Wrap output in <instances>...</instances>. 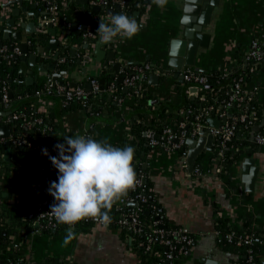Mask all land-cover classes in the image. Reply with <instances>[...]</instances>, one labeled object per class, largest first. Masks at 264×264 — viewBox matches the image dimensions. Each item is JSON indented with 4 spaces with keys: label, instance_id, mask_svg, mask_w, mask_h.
<instances>
[{
    "label": "crops",
    "instance_id": "1",
    "mask_svg": "<svg viewBox=\"0 0 264 264\" xmlns=\"http://www.w3.org/2000/svg\"><path fill=\"white\" fill-rule=\"evenodd\" d=\"M9 1L0 0V18L10 17L12 9L29 8L34 3L36 5L35 10L29 8L28 13H20L12 30L20 33V43L27 44L28 55H36L38 48H44L43 54L37 55V58H42V63L37 62L35 67L28 68V71H32L33 82L44 81L47 77L52 78L53 75H58L61 78L57 80L58 84L69 81L70 87L72 84L86 86L91 80H95L101 70L107 66L111 71L116 72L113 70L115 62L120 64L118 72L125 68H129L133 72L141 64L150 62L163 70V73L169 74L162 83L151 85L157 99H164L171 106L170 113L175 114V110L180 108L183 95L189 99L192 97L186 93L183 95L179 93V89L180 87L182 89L184 83H180L174 78L175 70L167 65L166 43L172 38V31L177 26L179 0H168V4L163 9L157 7L151 0H149V5L143 1V13L136 12L138 16L134 14L137 22L142 24L139 34L130 40L117 37L110 44L104 45L101 50L106 54L114 52L115 56L113 60H108L104 56L100 61H96L93 54L94 47L90 45L88 50L83 48L85 53L80 56L77 44L71 43L69 29L59 30L58 23L51 25V28L48 27L50 24L44 26L47 15L42 16L41 14L47 12L43 7L45 0H23L22 5L15 4L9 8H3L2 5ZM92 2L94 1L80 5L75 0L74 15L79 13L80 18H85L88 21L91 18H97L98 15L100 18L103 8ZM82 7L83 11H81ZM94 7L98 8L95 13L93 12ZM68 11L66 3L65 6L60 7L61 23L67 17ZM36 14L37 17H35ZM112 14H114L113 10ZM211 22V25L206 29L211 36L209 47L203 52L200 51L199 55L197 54L198 58L192 68L204 75H211L216 71L226 72L230 75L233 71L245 69L249 65L244 61V58L248 53L250 41L255 39L264 41V0H219V7L212 16ZM28 23L35 24L33 34L27 33L26 29L21 27V24ZM0 26L5 28L4 23L0 22ZM49 29H52V32ZM54 30L59 33L55 35ZM39 34H44L40 37L44 40L36 42L35 50L29 51V39ZM50 39H57L59 42L55 51L48 47ZM63 45L71 47L69 57L74 62L67 63L66 67L60 70L58 66L64 63V59L59 55V49ZM14 46H18V43L11 39L3 42V47ZM71 50L76 51L75 56L71 55ZM55 53H58V60L54 70L47 71L53 63ZM77 61H80V64H77ZM18 62L17 80L24 82L27 75L20 73V61ZM39 67L45 69L46 72H40ZM156 76L160 78V75ZM249 76V83H254L259 88V92L253 95L263 99L264 70H258ZM177 83L180 85L179 87ZM123 87V95L120 98L115 96L113 104H122L123 96L126 93L124 89H127L125 86ZM34 106L38 112L58 114L62 103L58 98H37ZM181 111L179 110V113ZM215 117L216 115L212 119L216 120ZM91 119L93 123L90 122ZM230 120L229 118L226 122ZM91 125L93 126L91 131L93 139L99 141L106 138L116 147L119 138L122 135L125 136L128 124L117 123L110 116L106 119L103 116L88 118L82 110L64 113L53 121V131L49 134L47 143L48 145L63 144L65 137H75L77 133L85 135V131ZM10 132L9 128V134ZM216 145L217 141H214L211 148ZM207 153L210 152L203 150L199 158H203ZM13 155L15 154L10 150L11 159H13ZM246 158L253 159L255 166L258 167L254 190L251 193L245 191V185L241 181V165ZM212 168L210 175L197 178L188 173L187 165L186 168L180 165L174 151L155 150L149 154L148 166L144 170L148 183L153 188L154 200L160 206L163 223L168 227L187 230L194 239L186 264H240L241 256L238 251H228L226 248L216 245L214 231L219 226H224L238 231L243 229L256 231L264 236V150L256 147L253 153L243 156L234 169L236 179L226 182L219 176L220 172L215 170L216 167ZM217 212L221 213L220 219L217 217ZM72 228L76 238L66 247L62 246V242L68 229L55 236L39 234L30 237L26 233L23 239L17 241V246L19 245V249L26 259L32 260L50 257L64 262L68 261L71 264H141L127 238H123L121 230L98 224Z\"/></svg>",
    "mask_w": 264,
    "mask_h": 264
},
{
    "label": "trees",
    "instance_id": "2",
    "mask_svg": "<svg viewBox=\"0 0 264 264\" xmlns=\"http://www.w3.org/2000/svg\"><path fill=\"white\" fill-rule=\"evenodd\" d=\"M55 2L61 7L58 1ZM66 5L69 11L63 23L60 21L58 22L59 25H57V27L60 28L59 30H66L64 24H70L71 27V24L75 21L73 12L74 9H76L75 0H67ZM143 8V0H126V6L124 9L114 8L113 13H125L131 17L134 16L136 12L143 13ZM101 14H107V10H102ZM98 16L97 18H91L89 21L85 20V18H80L77 20V23L78 25L91 24L93 28L98 29L100 22ZM49 31L52 32V29H49ZM69 31L71 43L75 42L77 44L79 54L82 56L85 53L83 50L85 41L83 40L82 35H76L75 31L71 28H69ZM54 33L57 35L59 31L54 30ZM41 36H44V34L32 36L29 39V51L35 50L36 42H40L39 39ZM70 49L71 47L66 45L61 46L59 49V55L64 59V63L58 66L60 70L64 69L67 63L72 64L74 62L69 57ZM18 65L19 62L17 60H7L0 54V97L3 89H6L9 94V106L7 109L4 108V104L0 99V112L8 114L15 110V112L23 113L26 120L30 122L31 127L26 130L22 119L10 122L9 128L12 135L15 137H25L30 143L39 145L40 149H47L48 136L53 131V121L61 114L81 111L83 109L79 102L71 101L66 106L62 105L58 114L55 112L49 114L35 113L33 107L36 101V95L45 92L47 86L44 81H34L32 85L27 86L23 81L17 80L16 72ZM154 68L155 66H153L152 70ZM261 69L264 70V61L250 63L245 69L233 71V73L227 77H224L221 72L216 71L211 75H206V85L195 91L184 84L182 89L180 87L179 93H182L183 95V93L190 92L194 99L190 100L187 96L183 95L181 106L175 110V114L170 113L169 109L171 106L164 99L159 100L155 96L152 85L148 80L149 72L141 75L139 80L133 86L127 88V91L123 96L124 100L122 104H113L112 97L116 96L120 98L123 95V83L122 81L118 82V79H124L126 76L131 75L132 71L129 70V68H125L121 72H113L108 66L105 69H102L99 76L95 79L102 89L101 93L94 94L92 90H86L83 84L77 86L83 87L87 93H89L86 107L87 117L92 118L95 116L96 112H99V114L105 119L110 116V118H113L114 121L116 120L117 123H127L126 133L129 137H123L122 135L119 138L116 147L130 145L135 148V158H140L141 161H144V158L152 151L163 150L159 145L152 146L149 144L152 139L158 141V143L163 142V140H161L163 129L169 128L172 132L178 133L182 123L186 126L192 124L193 113H199L200 111L204 112L210 107L213 109L220 108L228 101L232 93L231 88L238 79L243 80L241 82L239 96L243 95L246 84L250 82V71L252 70L253 73H256V71ZM168 76L169 74L161 72L158 83H162ZM100 82H102V84H100ZM63 83L66 87H70L69 81ZM111 85L114 86L115 90L113 94L108 91ZM177 86L179 87L180 85L177 83ZM97 96L99 97L101 104L92 102ZM49 97L58 98L62 103L63 97L57 95L54 87L51 89V95H44L43 98L46 99ZM157 100V105H149V102ZM125 106H128L130 111L126 115H119ZM179 110L184 111V114H180ZM188 111L190 113H187ZM227 111L236 118L243 114L253 113L255 115L253 126H256L263 119L264 98L262 99L252 96V100L248 101L247 97H245L241 102L234 99ZM38 118L42 120V124L40 125L34 123V119ZM203 121L205 122V118ZM90 122L93 123V120L91 119ZM0 124H2L1 117ZM251 129L252 126L245 129L244 125L236 122L237 133L232 140L226 144L223 159H218L216 152L207 155V165L211 168L215 165L217 167L220 166L222 170L220 171L219 176L225 178L224 180L226 182L231 179H236L234 177L236 164L241 161L243 156L253 153L257 147L256 145H251ZM259 132L264 133V125ZM43 135L46 136L45 139L42 138ZM183 148H185V150H183ZM186 148V145H183L174 151L179 160L185 157ZM4 150V146L0 145V155ZM22 153L23 152H19L25 160L20 167L11 166V163L4 161L3 157L0 156V169L4 170L6 173L17 175L20 178V183L18 182L11 187L6 186L2 178H0V264H65L57 258L50 257L42 260L26 259L20 251L19 245L17 246L18 240L23 239L26 236V233L35 230L32 218H29L28 215L35 212L38 208H49L48 201L53 200L54 198L49 195L48 188L50 182H58L57 177L59 175L58 170L53 167L48 156L39 158L41 156V154H39L35 157L33 162H29L26 159L27 155ZM48 155L54 156L50 153H48ZM203 158H198L197 164H199ZM39 168L43 169V174L38 173ZM33 183H36L37 186L36 190L31 192L30 187ZM23 189H25V192H23ZM130 194L131 192H129L127 196ZM20 197L25 199L27 203H13L14 199ZM154 201L155 200L147 204L145 210L147 209L149 211L151 209L150 206L152 205H156L157 211L160 210L159 204ZM119 210V206L115 204L109 213L111 216L112 227H116L114 223L120 213ZM141 219L143 220V223H145V230L148 231V227L154 222V218H151L150 215L143 214ZM92 225V221H81L74 226L82 228ZM74 226L64 225L57 222L55 233H52L51 229H43L40 234L55 236L69 227ZM222 227L224 228V226ZM122 234L124 239L127 238L128 235L125 230H122ZM143 240V236H138L134 241H131L130 245L135 254L139 257L141 264H165L161 257L155 255V253H164V248L160 246L155 247L150 255H145L143 250L137 246ZM222 247L226 248L228 251H237L230 245H224ZM262 258H264V238L263 245L254 251L256 264H262ZM239 262H241V259H239Z\"/></svg>",
    "mask_w": 264,
    "mask_h": 264
},
{
    "label": "built area",
    "instance_id": "3",
    "mask_svg": "<svg viewBox=\"0 0 264 264\" xmlns=\"http://www.w3.org/2000/svg\"><path fill=\"white\" fill-rule=\"evenodd\" d=\"M58 1L60 6H65L67 0H52L48 4L47 8V17L45 18L44 26L50 24L54 25L57 24L60 19V7L55 2ZM94 5L101 6L103 10H113L116 6L120 9H124L126 6V0H98L92 2ZM109 14H102L99 20H103L105 23L109 22ZM66 30L70 28V24H64ZM85 26L84 31H82V27ZM77 31H82L81 35L85 43H88L90 46L94 47V43L100 40L99 34H97V29L93 28L91 24L88 25H77ZM30 43V42H28ZM11 49V50H10ZM0 54L7 60L13 59L15 56L21 57L22 53L18 46L14 47H2L0 49ZM244 61L247 64L250 63H258L260 61H264V41L262 40H252L249 44L248 53L246 54ZM153 64L150 62H145L138 66L129 76H126L122 79L123 86L125 88L133 86L140 78L141 75L149 72L150 74L160 75L163 70L158 68L157 66L152 70ZM253 74V71H250ZM224 77H227L229 74L226 72L222 73ZM182 78L184 84L188 85H197L200 88L206 85L207 83V76L201 74L194 70L192 67H184L179 74ZM242 79H238L233 87L231 88V95L226 103H224L220 108L213 109L212 107L208 108L206 111L199 113H193V122L190 126H186L184 123L180 125V130L178 133L172 132L171 129L165 128L162 132L163 142L158 143V141L151 140L149 142L150 145L156 146L159 145L162 147L164 151H175L176 149L180 148L181 146L185 145L186 139L196 140L199 137L200 132H205L207 135L213 137L214 141H217L218 145L213 146V152H216L218 159H223V153L225 150V146L228 142L232 140V138L236 135V122L244 125V128L247 129L248 127H254L255 122V115L253 113L243 114L240 117L236 118L233 115L229 114L227 109L231 106L232 101L235 99L239 102L243 101L245 97L247 100H252V96L254 93L259 92V88L254 85V83L246 84V88L244 90L243 95L239 96L240 94V86ZM45 85L47 86V90L45 92L38 93L36 95L37 98H42L44 95L50 96L51 89L54 87L56 93L59 97H63L62 105L66 106L71 101H77L81 104L82 111L86 113L87 107V97L89 93L80 86L66 87L65 85H60L57 82H54L51 77H47L45 80ZM90 90L94 94L101 93L102 89L100 85L97 83L96 80H91L89 82ZM199 89V88H197ZM108 91L113 94L115 92L114 86L111 85ZM187 95L192 94L190 92H186ZM250 97H249V95ZM115 99V96L112 97ZM1 102L4 104V108L7 109L9 106V94L7 93L6 89L2 90L1 94ZM119 101V100H118ZM93 103L101 104L99 97L97 96L95 99L92 100ZM121 102V101H119ZM35 113L38 112L33 107ZM130 111L129 107H125L119 115L127 113ZM124 112V113H123ZM187 113H190L189 111ZM180 114H184V111H181ZM216 115V120L220 122L218 128H214L209 126L206 119L213 118ZM101 115L99 112L95 113V117H100ZM2 118V124H6L9 126L10 122L18 121L20 119L23 120L24 126L27 129L31 127L29 121L26 120L25 115L23 113L15 112L8 113L5 117ZM205 118V122L203 119ZM231 119L229 122H226L228 119ZM225 119V121H223ZM34 123L40 125L42 124L41 119H34ZM0 124V125H2ZM92 129L93 126L91 125L87 131H85V135L92 138ZM125 136L129 137L128 134L125 132ZM124 136V137H125ZM43 139L46 136H42ZM177 140V141H176ZM9 142L7 146L6 143ZM253 143L257 147L264 150V133H256L253 137ZM0 145L8 147L13 153L16 155L15 159L9 160L11 166L20 167L24 162V158L19 154V152H23L22 154H26V159L29 162H33L35 157L41 153V149L39 145L32 144L30 141H27L25 137H15L10 132L8 137H0ZM56 144L48 145L47 152L58 157V151L55 148ZM207 153L204 158L201 159L199 164H195L194 170L191 173L192 175L196 176L197 178L205 177L211 174V170L213 168L209 167L206 163ZM3 157V153L0 155ZM149 156V155H148ZM148 156L144 158V161H141L140 158L134 159V168L137 171V179L139 180L138 185L135 187L134 190L130 191L131 194L125 197L121 202H118L116 205L119 206V215L117 220L115 221V228L119 230H125L127 233V240L131 245V241L135 240L138 236H143L144 240L141 241L137 246L138 248L143 250L145 255H150L155 247H163L165 252L164 253H155L156 256L161 257L165 263L168 264H186L190 256V248L194 243L193 237L190 233L181 228L175 227H168L163 223V218L160 210H156V205L150 206L151 209L148 211L145 210V206L149 204L151 201L154 200V191L153 188L149 185L148 179L146 176V171L144 170V166H148ZM198 160V159H197ZM180 165L186 168V157H183L179 160ZM216 167V171L220 172L222 169L220 166ZM39 174H43V169H38ZM7 177L8 186L16 185L18 182L20 183V178L17 175L9 174L4 172V170L0 169V178L2 180ZM225 179V178H223ZM144 180H147V183H144ZM236 181V180H235ZM36 183H33L30 187V191L34 192L36 190ZM23 202L27 203L25 199L17 198L13 200V203ZM155 202V201H154ZM55 203V200L48 201L49 208L42 209L38 208L35 212L30 213L28 215L29 218H32L33 225L37 223L38 228L34 231H30L27 234L32 237L35 235H39L43 229H51L52 231L56 229L57 221L51 215H48L50 211V205ZM150 215L151 218H154V222L149 225L148 231L145 230V223L141 219L142 215ZM217 217L221 218V213L217 212ZM83 221H92L93 224L102 225L105 227L111 226L110 224L104 225L99 223L93 219H86ZM214 240L216 245L224 246L230 245L234 247L241 256L240 264H256L254 259V251L263 245V235L258 234L256 231L252 230H236L231 227H218L214 231ZM262 264H264V258H262ZM65 264H70L68 261L64 262ZM19 264V263H18Z\"/></svg>",
    "mask_w": 264,
    "mask_h": 264
},
{
    "label": "clouds",
    "instance_id": "4",
    "mask_svg": "<svg viewBox=\"0 0 264 264\" xmlns=\"http://www.w3.org/2000/svg\"><path fill=\"white\" fill-rule=\"evenodd\" d=\"M151 2L161 9L168 4V0ZM141 28L135 16L117 13L110 15L108 23L100 20L97 34L102 42L109 43L117 37L130 40ZM55 148L58 157L49 156L47 149L42 150L59 173L58 182H50L48 188L55 203L46 214L69 226L86 219L110 224L113 206L139 183L134 168L135 148L115 147L106 138L98 141L79 133L65 137L64 143L56 144ZM75 238L73 228L69 227L62 246H68Z\"/></svg>",
    "mask_w": 264,
    "mask_h": 264
},
{
    "label": "water",
    "instance_id": "5",
    "mask_svg": "<svg viewBox=\"0 0 264 264\" xmlns=\"http://www.w3.org/2000/svg\"><path fill=\"white\" fill-rule=\"evenodd\" d=\"M36 1V0H31ZM52 0H45L43 2L44 9L47 10L48 3ZM146 5H149V0H143ZM88 2V0H76L77 4L84 5ZM23 0H10L5 5H2L3 8H9L11 5H22ZM219 7V0H179V4L177 6V20L176 24L177 26L174 28L172 38L169 39V41L166 43V57H167V65L175 70L174 78H176L180 83H183L180 74V71L184 67H193L196 63V60L198 58L197 54H200V51L203 52L204 50H207L209 47L210 42V34L207 33L206 29L211 25L212 16L216 13L217 9ZM31 10H35L36 5L35 3L29 7ZM29 8H20V9H12L11 16L10 17H1L0 22L4 23L5 28L3 26H0V49L3 47V42L11 39L13 42L18 43V47L21 50L22 56L17 57L15 56L13 60L20 61V73L27 75L26 79L24 80V84L27 86L32 85L33 83V77H32V71H28L29 67H35L37 62L42 63V58H37V55L43 54L44 48L40 47L38 48V52L36 55H28V46L26 43H20L21 42V35L18 32H13L16 25V18L20 15V13H28ZM83 7L81 8V11H83ZM115 9H119V7H115ZM98 11L97 7L93 8V12L95 13ZM107 14L111 15L112 10H107ZM42 16L47 15V12H43L41 14ZM75 21L71 24V29L75 31L76 35L80 36L82 31H84L85 26L82 27V31H77L76 27L78 25L77 20L80 19V14L75 13ZM135 16H138V13H135ZM37 17V14L35 15ZM21 27L26 29L27 33L33 34L35 32V24L28 23V24H21ZM48 27H52L49 25ZM40 41H43L44 38H40ZM104 43L102 41H97L94 43V51L93 54L96 57V61L102 60L104 56L108 60H113L115 53L109 52L104 53L101 48L104 45L110 44ZM59 42L57 39H50L49 40V49L50 50H56ZM89 47L88 43H85L83 45L84 49H87ZM11 50V49H10ZM76 51L71 50V55L75 56ZM87 60V58H84ZM58 60V53H55L53 56V63L52 65L47 69L50 71L54 70V66ZM77 64H80V61H77ZM40 72H46L45 69L39 67L38 68ZM120 69V64L115 62L113 63V70L118 72ZM54 82H57V80L61 79L58 75H53L52 77ZM158 76L156 75H150L149 77V83L152 85H157L158 83ZM122 79L119 78L118 82H121ZM63 82H60V85H63ZM102 84V82H100ZM76 85L72 84V88H74ZM188 87H191L194 91L197 88H200L197 85H188ZM203 88V87H202ZM86 90H90L89 84L85 86ZM127 89H124V92H126ZM194 97L192 96L190 100H193ZM158 103V101H151L149 102V105L154 106ZM116 104V103H115ZM5 113L0 112V117H5ZM209 126L218 128L220 125V122L218 120H214L211 118L206 119ZM225 121V119L223 120ZM264 125V115L263 119L260 121V123L251 129L250 133V140L251 145H253V137L256 133L260 131V129ZM9 134V127L6 124L0 125V137H7ZM177 141V140H176ZM213 144V137L207 135L205 132H200L199 137L197 140L192 139H186L185 145H186V164H187V171L189 174H191L194 170L195 164L197 162V159L203 152V150H207L209 152H212L213 149L211 148V145ZM6 145H9V142L6 143ZM41 149V153H42ZM185 150V148H183ZM43 153L39 158L44 157ZM10 158V149L7 148L4 150V161H9ZM16 158V155H13V159ZM146 168L145 166L143 167ZM241 181L245 185V191L248 193L253 192L254 190V184L258 175V167L255 166L254 160L251 158H246L242 162L241 165ZM136 174L137 171L135 170ZM144 183H147V180H144ZM23 192H25V189H23ZM6 196V195H5ZM34 228L37 229L38 225L37 223L34 224ZM52 233H55V230L52 231ZM168 264V263H165ZM207 264H217V263H207Z\"/></svg>",
    "mask_w": 264,
    "mask_h": 264
},
{
    "label": "rangeland",
    "instance_id": "6",
    "mask_svg": "<svg viewBox=\"0 0 264 264\" xmlns=\"http://www.w3.org/2000/svg\"><path fill=\"white\" fill-rule=\"evenodd\" d=\"M3 181H4V184L6 185V186H8V180H7V177H5L4 179H3ZM45 236H47V235H45ZM37 247V246H36Z\"/></svg>",
    "mask_w": 264,
    "mask_h": 264
}]
</instances>
